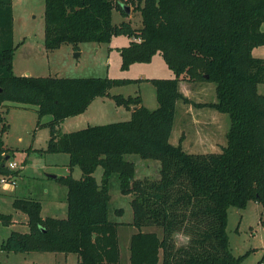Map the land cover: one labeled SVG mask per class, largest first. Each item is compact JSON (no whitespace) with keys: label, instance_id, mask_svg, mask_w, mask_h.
<instances>
[{"label":"trees","instance_id":"obj_1","mask_svg":"<svg viewBox=\"0 0 264 264\" xmlns=\"http://www.w3.org/2000/svg\"><path fill=\"white\" fill-rule=\"evenodd\" d=\"M143 1V2H142ZM122 0H45V38L49 51L64 43L79 50L84 41H111L127 35L120 48L122 69L151 62L160 52L174 77L113 78L17 75L13 0H0V108L6 101L36 105L38 124L46 115L51 137L47 152L67 153L69 167L82 170L55 180L68 188L66 217L42 216V202L17 197L13 206L28 216V232L13 231L0 251L77 254L82 264H120L119 223L109 218L110 181L118 174L123 194L132 195L130 264H244L230 250L228 209L264 206V58L253 55L264 44V0H140L142 25L113 21L114 9L128 15ZM127 4V3H125ZM21 43V42H19ZM208 76V77H207ZM143 80L156 88L158 107L149 109L141 94L111 89ZM216 83V101L196 103L230 117L221 152L190 153L170 142L177 102L194 103L180 82ZM98 97H111L132 109L129 120L57 133L66 118L86 112ZM10 125L0 115V177L17 178L12 148L4 135ZM159 160V178H136L127 155ZM103 167L101 182L94 172ZM122 212V211H120ZM5 225L12 214L0 211ZM148 227L161 229L144 230ZM186 241L178 243V236Z\"/></svg>","mask_w":264,"mask_h":264},{"label":"rangeland","instance_id":"obj_2","mask_svg":"<svg viewBox=\"0 0 264 264\" xmlns=\"http://www.w3.org/2000/svg\"><path fill=\"white\" fill-rule=\"evenodd\" d=\"M130 6V14L123 15L118 9H114L113 21L119 23L123 20H131L134 26L142 25V15L138 8L140 0H122ZM143 2V1H142ZM14 7V41L18 44L14 55V72L17 75H25L30 72L33 76H59V77H113V78H171L174 72L169 68L160 52L156 53L151 62L134 63L129 69L123 70L120 48L129 42L127 35L114 36L111 41H84L80 43L79 50H75L72 43H64L57 50H47L45 38V0H13ZM264 30V22L262 24ZM26 39L25 42H21ZM76 53H79L76 56ZM253 53L264 57V44L254 47ZM28 75V74H27ZM196 82H191L193 92H188L194 103V111H198L195 102L216 101V83L204 81V89L197 90ZM189 84L187 87L189 89ZM185 87V86H184ZM259 93L264 95V83L259 85ZM111 94L124 96L141 94L143 104L149 109L158 107L156 88L151 81L143 80L117 86L111 89ZM190 104L179 100L177 102L174 128L170 142L174 145L182 144L190 153L221 152L227 144V132L230 128L229 114L219 112L210 107H204L200 111L206 116L214 118L213 113L223 116L224 139H205L202 145H192V128L188 114ZM130 110L124 106H118L111 97H98V99L86 110L85 113L64 119L57 125V133L62 135L72 131L83 129L89 125H102L111 122L125 121L131 118ZM0 115H5L10 125L4 135L5 143L12 148L11 161H15L21 169L19 177L18 197H32L42 201L45 206L43 215L56 214L58 217H66L60 208L54 213H48L47 206L57 198L60 204H67L68 188L56 181L50 175L66 176L70 173L75 178H81L82 170L75 166L69 167V155L67 153L47 152L48 141L51 137L49 122L51 115H46L38 124L39 117L37 106L19 102L6 101L0 108ZM217 144V146L215 145ZM126 158L136 164V178H159L161 163L159 160L144 159L136 154L127 155ZM95 177L101 182L103 167H98L94 172ZM1 178V177H0ZM18 178V177H17ZM15 178V180L17 179ZM2 185V184H1ZM109 218L119 223V240L121 249V263L130 264V240L138 231L133 225L134 212L131 204L132 195L121 192L118 174H114L110 181ZM51 207V206H50ZM60 207V206H59ZM121 209L122 212H118ZM52 210V209H51ZM0 211L12 214L14 219H20L10 225L0 221V240L6 239L11 232H28V216L16 211L12 204V197L8 196L1 201ZM67 213V208H66ZM144 230L161 229L148 227ZM227 232L230 241V250L236 255H245L244 264H264V206L250 201L246 208L231 206L228 209ZM178 243L182 244L186 238L178 236ZM67 257V258H66ZM0 264H82L78 261L77 254H65L60 252H26L16 253L1 251ZM162 264V261H160Z\"/></svg>","mask_w":264,"mask_h":264},{"label":"crops","instance_id":"obj_3","mask_svg":"<svg viewBox=\"0 0 264 264\" xmlns=\"http://www.w3.org/2000/svg\"><path fill=\"white\" fill-rule=\"evenodd\" d=\"M25 40L26 39H22V41H20V42H25ZM124 45H126V44H124ZM122 46H117L116 45V47H118V48H121ZM253 55L256 56V57L264 58L263 56H257L254 53H253ZM27 74L30 75V72H27L25 75H27ZM197 83H203V82H196L195 84H197ZM187 84L190 85L189 86V89L187 87ZM203 84H197L198 87H196V89L197 90H200V89L203 90L204 89V85ZM191 85H193V84H191V82H188V81H181L180 82V89H181V91L183 92V94L185 96L189 97L190 99H191V95L188 92V90L190 92H193V88L191 87ZM97 99L98 98H96L91 103V105ZM197 103H205V102H203V101L200 100V101H197ZM3 105L5 106V103ZM195 106L198 107V111H194V109H192L193 108L192 103L189 105V108H188V111H189L188 114H189L190 121H191V128H192V135H193L192 140H191L192 145H200V146L206 148L205 146L202 145V141H204L205 139H224V131H223V127L222 126H224L225 120L223 119V116L219 115V113H213L214 114V118L209 117V116H206L200 110L202 108H204V107H209V106H200V105H195ZM126 109H128V108H126ZM133 109L134 108L128 109V110L131 111L130 112L131 116H132V110ZM215 145L217 146V144H215ZM20 176H21V173L18 176V178L14 181V183H1V181H0V206H1V201L4 200V199H6L8 196H11L12 197V204H13L14 199L18 197V196H16V194H17V192L19 190V181L18 180H19V177ZM60 203H62V202H60L57 198L55 199V201H52L47 206L48 213H54V211L56 212L60 208H62L63 211H64L63 214L64 215H67V213H68V202H67V204H65L64 202H63V204H60ZM66 208H67V213H66ZM44 210H45V206L42 203V216L43 217H47V216L58 217L56 214H48L47 216H45V215H43ZM120 211H122V210L119 209L118 212H120ZM17 212H18V214H20L19 211H17ZM13 220H14V223L20 221V219H17L16 220V219H14V217H13ZM26 231H24L23 233H25ZM0 243H1V240H0ZM78 261L80 262L79 258H78Z\"/></svg>","mask_w":264,"mask_h":264},{"label":"built area","instance_id":"obj_4","mask_svg":"<svg viewBox=\"0 0 264 264\" xmlns=\"http://www.w3.org/2000/svg\"><path fill=\"white\" fill-rule=\"evenodd\" d=\"M9 167L11 168V169H19L18 167H19V165H18V163L17 162H15V161H9ZM0 181H1V183H14V181H15V178L13 177V178H7V177H1L0 178Z\"/></svg>","mask_w":264,"mask_h":264},{"label":"water","instance_id":"obj_5","mask_svg":"<svg viewBox=\"0 0 264 264\" xmlns=\"http://www.w3.org/2000/svg\"><path fill=\"white\" fill-rule=\"evenodd\" d=\"M123 7H124L125 11L130 14V6L128 4L123 3ZM78 55H79V53H76V56H78ZM50 177L56 178L57 175H50Z\"/></svg>","mask_w":264,"mask_h":264}]
</instances>
